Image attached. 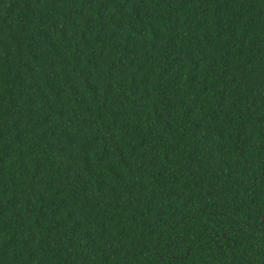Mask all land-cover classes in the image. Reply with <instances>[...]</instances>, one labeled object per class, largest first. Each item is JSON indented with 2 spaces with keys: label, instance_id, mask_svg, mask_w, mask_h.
<instances>
[{
  "label": "trees",
  "instance_id": "1",
  "mask_svg": "<svg viewBox=\"0 0 264 264\" xmlns=\"http://www.w3.org/2000/svg\"><path fill=\"white\" fill-rule=\"evenodd\" d=\"M0 264H264V0H0Z\"/></svg>",
  "mask_w": 264,
  "mask_h": 264
}]
</instances>
